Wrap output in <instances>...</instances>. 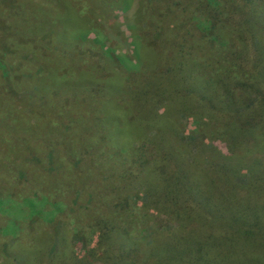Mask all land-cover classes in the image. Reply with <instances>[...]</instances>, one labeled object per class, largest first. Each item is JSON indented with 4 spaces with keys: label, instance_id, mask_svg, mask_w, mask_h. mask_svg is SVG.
Returning <instances> with one entry per match:
<instances>
[{
    "label": "trees",
    "instance_id": "trees-1",
    "mask_svg": "<svg viewBox=\"0 0 264 264\" xmlns=\"http://www.w3.org/2000/svg\"><path fill=\"white\" fill-rule=\"evenodd\" d=\"M20 1L13 4L22 11L16 24L27 21L24 14L33 8L32 23L39 28L18 30L25 37L15 47L7 37L2 41L0 203L2 197L14 199L6 192L11 182H32L17 157L31 152L40 137L32 140L30 133L41 132L47 121L50 128L59 127V141L64 135L72 139L75 129L83 138L80 144H60L57 151L86 152L92 167L108 170L106 180L92 184L89 219H79L74 227L76 235L83 226L94 235L91 244L80 239L87 264H253V255L263 262L264 248L257 243H264V0ZM152 4L160 8L158 15ZM184 5L193 7L189 17ZM73 13L99 25L100 32L106 21H120L130 38L128 56L112 55L94 38L72 34L68 15ZM117 39L123 47L126 41L121 35ZM69 55L75 64L70 68L89 69L84 87L72 88L74 83L62 77L60 57ZM44 72L53 103L38 120L28 107L44 101L46 92L28 84L20 88L19 79ZM112 75L118 85L109 81ZM113 100L119 109L111 107ZM53 104L77 107L76 113L60 117ZM99 106L112 115L96 125L91 118H98ZM181 118L192 128L182 127ZM214 140L223 143V151ZM145 142L152 149L147 159L135 147ZM76 169L69 175L77 172V182L84 184ZM59 173L42 177L43 188L58 190ZM132 192L141 194L140 207L172 225L134 237L129 221L120 217L127 203L123 198ZM19 246L14 241L3 250L9 254Z\"/></svg>",
    "mask_w": 264,
    "mask_h": 264
},
{
    "label": "rangeland",
    "instance_id": "rangeland-1",
    "mask_svg": "<svg viewBox=\"0 0 264 264\" xmlns=\"http://www.w3.org/2000/svg\"><path fill=\"white\" fill-rule=\"evenodd\" d=\"M22 1L23 0L20 1L21 4ZM2 2V7H0V57L1 55L4 56L5 54V50L2 45L4 37L11 39L13 44L12 46L15 47L19 43L23 42L22 38L25 37V35L21 32H18V30L23 28L27 30L28 33H30V30L39 28L32 23L34 12L33 8H29L24 14V17H26L25 19L27 21H25L22 25H17L16 21L14 20L15 16L20 14L22 11L20 10V12H18V8H16L13 4H18V2H16V0H2ZM154 7L155 8H152V10L155 12V16L158 15L157 13L160 8H157L156 6ZM184 7L185 9L183 14L189 17L188 13L193 11V7L188 8V5H184ZM179 14L181 17L182 14ZM68 18V22L73 23L74 26L72 34H74L76 31V36L85 35L86 38H94L96 40V44L99 46L101 45L104 50H112V55L114 53H120L123 56H128V52L130 51L131 47L130 45L127 46V44H129L130 38L128 37V32L124 25L120 24V21H117V24L114 21H106V24L104 27L102 26L103 28H101L100 32L98 29L99 25L94 26L91 21H86L82 17V14H74L73 16L68 15ZM153 22L154 17L151 23ZM171 25L172 24L169 22L167 23V26L170 27ZM162 27L166 31V22L162 23ZM104 30L107 31L105 34ZM118 35H121V38L126 41L125 47L124 44L123 47L118 48V44L116 43L118 40ZM32 39L33 38H30L28 40ZM226 41L227 45H230L231 41L233 42L232 36L228 35ZM64 49L67 48L64 47ZM60 62L63 64V66H61V73H63L62 77L67 78L74 83L72 84L71 82V87H84V77L86 78L84 72H88L89 69L83 71V69L78 68V66L70 68L69 64L73 63V65H75L74 55L61 56ZM46 76L47 73L44 72L38 77L28 76L26 78L28 81L23 80L25 76L19 79L20 88L28 84L27 88L38 86L41 92H46L43 95L46 96L44 101L37 99L36 104L30 103L28 107V114L32 118L38 120L46 118V113L51 109L49 103H53L51 97L48 96V90L52 88L50 86H45L44 83L47 79L45 78ZM13 77L16 78L17 76L13 74ZM118 80L119 79H117V76L114 75H112V77L109 79L110 82H114L116 85L119 83ZM47 84L49 85L48 81ZM118 87L115 92L121 96ZM58 88L63 89L61 86H58ZM56 101H58L59 104L62 100L57 99ZM74 101L75 100L72 99L71 102ZM65 103L69 104L70 102L64 99L62 104ZM68 104L62 107L56 106V108L53 104L55 113L60 117L66 116L65 113L67 112L75 114L77 107H67ZM114 104L116 105V108L119 109L120 105L114 100L111 107L113 108L115 106ZM97 109L98 110L96 111L98 112V118H91L93 124L95 123L98 125L110 120L109 116L112 114L110 113L108 117L107 114L105 115V111L109 110L107 107L99 106ZM38 113H41L42 115L38 116ZM86 120L88 121V119ZM179 123L186 130L192 128L191 123L184 118L179 119ZM75 130L73 134H71L72 139L69 140V136L64 135V138L59 141V127L57 125H53L50 128L47 121H44V126L41 132L40 130H33V132L30 133L29 137L32 140L37 137L41 138L40 141L38 140L40 138H37V140L31 145L35 148L38 154H35L34 148H32L31 152L20 153V155L17 157V160L26 167L28 170L27 172L32 173L33 176L28 175V177L32 179V182H25L22 184L19 183L18 180L11 182L9 187L6 189V192L14 199L5 197L1 198L0 264L88 263L86 260H84L82 254V245L80 239L85 240V242L89 241L91 244L94 240V235L90 232L87 226H83L82 231L76 235L74 227L75 223L79 224V219H82L84 223L89 219V214L91 213L95 204V202L93 203L90 200L92 184L100 178L103 181L106 180L108 177V175L106 176V171L108 170L101 169L98 166L92 167L94 160L92 157H90L91 155L88 156L86 152H77L76 155L73 154L71 156H66L60 151V149L57 151L58 148L63 146L60 144L64 143L65 146H67L70 143L80 144V142L83 141V138H77L79 137V133ZM64 140L68 141L64 142ZM43 142L47 143V149H44L45 147ZM96 142L99 146L100 144H103V141L100 138L96 139ZM211 143H213V145H215L218 149L222 151L224 150L222 142L214 140ZM35 146L39 147L40 150H38V148ZM135 147L140 149V153L144 155L146 159L150 157L152 149L148 143L145 142L142 144H136ZM52 151L55 152L54 156L52 155ZM81 161L83 164L79 165ZM76 168H80L78 175L80 176V180L83 179L86 181L84 184L77 182V172L70 174L71 176L69 175L68 171L73 169L75 170ZM59 169L63 172L62 174L59 173L61 179V182L58 185L59 188L58 190L55 189L52 192H49L48 188H43L44 182L42 177H45L46 174H55ZM90 177L92 180H89ZM112 184L117 186L119 182L114 181ZM141 197L142 196L139 192H132L127 199L123 198V200L127 201L124 207L125 213L120 212V217L122 216L124 219L129 221V227L134 237H144V235L148 234L151 228L164 229L172 225L163 215H159L152 210H147L140 207L139 205L141 202ZM30 201L34 203V206H29ZM84 209L86 212L80 213ZM75 213H78V215L76 216ZM80 234L83 235V238ZM14 241L18 242L20 246L19 248L11 247L8 250L12 251L8 254L5 252V250H3V248L5 245H13ZM257 245L261 248H264V243H257ZM253 259L257 264H264V261L262 262V260L258 258L257 255H253ZM252 263L256 264L254 261H252Z\"/></svg>",
    "mask_w": 264,
    "mask_h": 264
}]
</instances>
